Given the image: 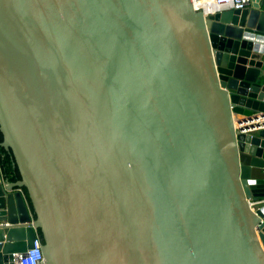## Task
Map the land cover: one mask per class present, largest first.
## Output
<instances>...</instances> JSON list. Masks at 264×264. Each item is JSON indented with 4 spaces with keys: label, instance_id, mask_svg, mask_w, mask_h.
<instances>
[{
    "label": "water",
    "instance_id": "95a60500",
    "mask_svg": "<svg viewBox=\"0 0 264 264\" xmlns=\"http://www.w3.org/2000/svg\"><path fill=\"white\" fill-rule=\"evenodd\" d=\"M0 264H264V0H0Z\"/></svg>",
    "mask_w": 264,
    "mask_h": 264
},
{
    "label": "built area",
    "instance_id": "2783aa9c",
    "mask_svg": "<svg viewBox=\"0 0 264 264\" xmlns=\"http://www.w3.org/2000/svg\"><path fill=\"white\" fill-rule=\"evenodd\" d=\"M252 0H192L195 12L202 13L206 18L227 11H241L251 6ZM255 211L258 204H264V200L258 203L250 202ZM9 223H0V229L10 227ZM43 243L40 237L34 241L33 247L25 254L14 255V264H45Z\"/></svg>",
    "mask_w": 264,
    "mask_h": 264
},
{
    "label": "trees",
    "instance_id": "16d2710c",
    "mask_svg": "<svg viewBox=\"0 0 264 264\" xmlns=\"http://www.w3.org/2000/svg\"><path fill=\"white\" fill-rule=\"evenodd\" d=\"M2 140L3 137L0 134V142H2ZM0 165L2 171L11 182H17L21 179L13 155L3 149H0Z\"/></svg>",
    "mask_w": 264,
    "mask_h": 264
}]
</instances>
